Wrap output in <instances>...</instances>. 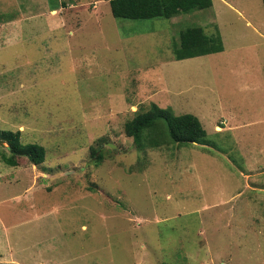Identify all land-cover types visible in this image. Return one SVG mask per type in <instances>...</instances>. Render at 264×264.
Listing matches in <instances>:
<instances>
[{
    "label": "rangeland",
    "instance_id": "rangeland-1",
    "mask_svg": "<svg viewBox=\"0 0 264 264\" xmlns=\"http://www.w3.org/2000/svg\"><path fill=\"white\" fill-rule=\"evenodd\" d=\"M94 4L0 0V129L45 150L11 166L0 143V264H264L262 1L174 24L103 0L98 22ZM194 25L222 56L174 60ZM162 108L197 116L204 140L173 142Z\"/></svg>",
    "mask_w": 264,
    "mask_h": 264
},
{
    "label": "trees",
    "instance_id": "trees-1",
    "mask_svg": "<svg viewBox=\"0 0 264 264\" xmlns=\"http://www.w3.org/2000/svg\"><path fill=\"white\" fill-rule=\"evenodd\" d=\"M114 18L148 19L170 18L179 13H187L195 9H204L212 5V0H107ZM262 5L264 8V0ZM175 60L195 57L223 50L219 32L207 34L200 26H190L181 30L178 43L172 48ZM160 117L166 121L171 140L176 143L201 142L206 137V131L197 116L192 113L175 114L168 108H162ZM146 121L145 116L137 114L125 124V133L132 136L134 142L141 146L137 129ZM0 143H6L8 156H4L8 165H18L20 157H26L33 164L44 161V147L37 143H22L20 130L0 129ZM92 154L96 159L97 151Z\"/></svg>",
    "mask_w": 264,
    "mask_h": 264
},
{
    "label": "crops",
    "instance_id": "crops-1",
    "mask_svg": "<svg viewBox=\"0 0 264 264\" xmlns=\"http://www.w3.org/2000/svg\"><path fill=\"white\" fill-rule=\"evenodd\" d=\"M99 1H101V0H94V2H95V4L94 5H92L93 7H92V11H93V13H96L97 14V17H98V22L101 20V17L102 16H99V12L97 11V5H98V2ZM103 1H107V0H103ZM221 1V3H224L226 0H220ZM108 2V1H107ZM212 2H213V0H212ZM91 5V4H90ZM213 5V4H212ZM226 5V4H225ZM68 7H73L71 4H68ZM65 8H67V7H64V8H61V9H65ZM50 11V13L52 14V13H54V14H57L58 13V9H56V8H52V9H50L49 10ZM111 12V11H110ZM112 14V13H111ZM177 15H181V13H179V14H177ZM177 15H174V16H172V17H170L171 19H172V23L174 24V23H176V19L179 17V16H177ZM113 16V15H112ZM169 18V19H170ZM194 26H196V25H194ZM188 27H190V26H188ZM185 29V28H184ZM183 30V29H182ZM31 31H33V30H31ZM206 33V32H205ZM179 35V34H178ZM23 39L24 40H27L26 38H24L23 37ZM25 44H29V43H26V42H24ZM175 43H178V41L177 42H175ZM173 46H175V44L174 45H172V48H173ZM223 53H224V50L223 51H219V52H214V53H208V54H204V55H199V56H195V57H189V58H185V59H191V58H198V57H202V56H206V55H209V54H214V55H212V56H209V57H213V56H222L223 55ZM175 60V59H174ZM181 60V59H180ZM139 77H149L148 75H146V74H142V75H140ZM199 119V118H198ZM201 122V121H200ZM229 122V121H228Z\"/></svg>",
    "mask_w": 264,
    "mask_h": 264
},
{
    "label": "water",
    "instance_id": "water-1",
    "mask_svg": "<svg viewBox=\"0 0 264 264\" xmlns=\"http://www.w3.org/2000/svg\"><path fill=\"white\" fill-rule=\"evenodd\" d=\"M107 144H110L111 146H113V144H111V143H107Z\"/></svg>",
    "mask_w": 264,
    "mask_h": 264
}]
</instances>
